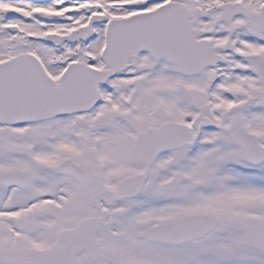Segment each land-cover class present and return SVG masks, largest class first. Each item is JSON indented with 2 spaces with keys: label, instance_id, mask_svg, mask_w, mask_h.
Listing matches in <instances>:
<instances>
[{
  "label": "snow or ice",
  "instance_id": "obj_1",
  "mask_svg": "<svg viewBox=\"0 0 264 264\" xmlns=\"http://www.w3.org/2000/svg\"><path fill=\"white\" fill-rule=\"evenodd\" d=\"M0 264H264V0H0Z\"/></svg>",
  "mask_w": 264,
  "mask_h": 264
}]
</instances>
